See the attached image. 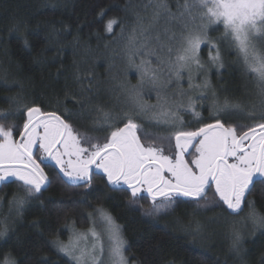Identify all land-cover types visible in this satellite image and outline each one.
<instances>
[{
    "label": "trees",
    "instance_id": "trees-1",
    "mask_svg": "<svg viewBox=\"0 0 264 264\" xmlns=\"http://www.w3.org/2000/svg\"><path fill=\"white\" fill-rule=\"evenodd\" d=\"M173 1L169 0L171 6ZM144 3L146 0H0V113L8 117L0 122L22 125L25 114L12 109L17 103L35 104L56 111L76 131L102 141L106 135L102 123L93 124L103 120L97 106L114 116L122 115L128 89L140 87V73L129 65L127 49L137 14L151 15ZM110 20L116 23L109 33L106 25ZM190 27L194 29V24ZM174 28L182 31L179 22ZM215 34L210 35L211 40L223 41ZM239 56L234 46L224 52L221 72L211 74L212 87L194 92L195 108L203 109L208 103L203 97L213 93L220 100L230 96L235 102L247 90L255 94L254 74ZM147 58L159 68L152 60L156 55ZM202 61L211 66L209 59ZM199 78L198 83L203 80ZM81 81L95 83L91 91H82ZM187 82L184 77L179 81L173 77L169 86L173 92L167 95L182 91ZM148 87L147 83L143 86L144 102L158 103L157 93H149ZM191 114V110L178 112L185 123ZM219 118L227 124H243L237 116ZM138 123L149 133L169 135L167 125L140 118ZM14 194H24L21 182L10 180L0 187V231L7 228L0 238V260L10 254L16 264H75L56 243H68L70 225L87 230L90 213L102 208L120 226L129 264H264V229L254 227L247 202L241 214L232 216L215 190L200 202L207 207L174 201L155 214H150L153 205L144 197L112 192L104 175L95 178L87 190L54 180L48 193L30 197L19 211L10 203ZM249 200L255 202L256 212L264 215V184H255ZM240 217L247 219L248 226L239 231L241 224L231 225L230 220ZM197 226L199 231H195ZM237 235L240 239L234 247Z\"/></svg>",
    "mask_w": 264,
    "mask_h": 264
},
{
    "label": "snow or ice",
    "instance_id": "snow-or-ice-1",
    "mask_svg": "<svg viewBox=\"0 0 264 264\" xmlns=\"http://www.w3.org/2000/svg\"><path fill=\"white\" fill-rule=\"evenodd\" d=\"M175 7L173 12L169 0H146L143 8L151 9V15L137 14L135 27L128 36L127 57L129 65L140 73V87L128 89L133 104L122 115L114 116L97 106L103 120H95L93 124L102 123L106 132L102 141L81 134L56 111L44 110L35 104L17 103L12 109L15 113L25 114L22 125L6 126L0 122V184L10 179L21 182L24 194H14L10 202L18 211L30 197L50 185L41 167L44 160L53 161L73 185L84 181L91 187L95 170L102 173L112 186L126 185L133 198L141 191L147 192L153 205L150 214L170 207L174 196L189 197L198 205L207 207L200 202L206 197L210 184L215 185L220 201L238 213L246 203V197L255 190V184H264V50L257 47V41H264V0H177ZM100 15L103 16V12ZM173 22L182 26L180 48L174 59L170 43L176 40ZM115 23L110 20L106 31L112 32ZM190 24H196V27L191 29ZM212 25L222 26L224 36L242 55L246 69L254 74L262 115L249 125L228 123L226 126L219 118L221 114L244 111V107L225 98L223 103L214 102L212 105L210 114L214 122L186 130L178 116L179 109L186 107L199 116L190 95L183 91L178 95H165L158 90L157 105L144 102L145 83L156 89H162L164 85L159 70L147 57L156 55V63L167 66L168 83L173 77L179 81L181 74L187 73L189 89H207L210 81L208 68L200 57L202 44L209 46V63L223 67L220 49L208 36ZM24 42L27 45L26 39ZM157 49H166L167 55L161 57ZM213 49L215 55L211 54ZM201 73L204 78L197 83L195 77ZM94 83L81 81V90L91 91ZM85 84L88 88L84 87ZM186 95L188 102L185 105L182 98ZM64 110L70 111L66 105ZM246 114L254 115V109ZM140 117L154 121L157 126H169V135L162 137L145 131L138 123ZM7 119V115L0 113V120ZM190 148L195 155L189 152ZM157 198H162L159 204ZM247 205L254 227L264 229V215L256 212L255 202L249 200ZM97 218L108 241V264H128L124 255L126 241L120 226L102 209L97 210ZM195 231H199L198 226ZM6 234L5 227L0 231V238ZM239 239L237 235L234 247ZM56 247L72 257L75 264H104L105 243L96 230L95 220L87 232L74 231L67 245L57 242ZM0 264L16 262L6 254Z\"/></svg>",
    "mask_w": 264,
    "mask_h": 264
},
{
    "label": "rangeland",
    "instance_id": "rangeland-1",
    "mask_svg": "<svg viewBox=\"0 0 264 264\" xmlns=\"http://www.w3.org/2000/svg\"><path fill=\"white\" fill-rule=\"evenodd\" d=\"M180 2H183V0L182 1L180 0ZM176 3H177V0L176 1H173V4L171 6L173 12L176 11V7H175ZM163 23L164 22L161 21V24H163ZM176 23L177 22H173V30L176 32V40L173 41V42H170L171 45H172V47H173V53H172V56L173 57L177 54V50L180 48L179 40H180L181 30L178 29V28H174V25L176 26ZM197 23H198V21H197ZM191 25H193V24H191ZM113 27H114V25H113ZM195 27H196V24H194V28ZM217 29H220V30L218 31ZM215 32L216 33H219L221 35L220 39L223 40V41H218L219 39H217V40L214 41L217 44V46L219 47L220 53H221V58L223 59L224 52L226 50L229 51L230 49L232 51L233 46H231V44L226 41V38L224 39V34L222 33L223 32V29H222V26L221 25H212V26L209 27V29H208V36H209L210 39H211V36L210 35H212V37H214L216 35ZM257 47L260 48L261 50H264V41H257ZM156 51L158 52V54L161 57H164V56L167 55V50L166 49H164L163 51H160L159 49H157ZM211 54L212 55H215V50L214 49L211 51ZM239 55H240L239 56L240 59H242V61H243L242 55L240 53H239ZM200 57H201V59H209V46L207 44H202L201 45ZM152 60L157 61V59H152ZM202 62L204 63V61H202ZM244 66H245V64H244ZM206 67L208 68V79L211 82V79H210L212 77L211 74L214 71L215 72H221V69L219 67L215 66V65H212V64H211V66H207L206 65ZM157 69L159 70V74L161 75L162 78L168 76L167 67L165 65H159V68H157ZM181 76L184 77L185 79H187V81H188L187 73H182ZM199 77H203V73H201L200 75H198V76L195 77V80H196L197 83H198V79H200ZM170 85H171V83H168L167 81H164V85H163V88L162 89H155V88H152L151 85H149L148 90H149V93H157V91L160 90L165 95H167L168 93H172L173 92L171 89H169V86ZM254 86L256 87L255 88V92H254L255 94L249 93L248 90H247L246 92L243 93V95H241V97H240L241 100L237 101L241 105H243L244 111L233 110V111H230V112H227V113H222L221 115H224V116L230 117V118L231 117H234V116L240 117L241 119L244 120V122H246V124H251V123H253L255 121H258L261 118V115H262V108H261V106L259 104V97L257 95L258 89H257V86H256V82H255ZM210 87H212L211 84H210ZM196 90H198V89H189L188 88V82H187L186 88L183 89L182 91L185 92V93H187L188 95H190L192 97L193 94H195L194 92H197ZM179 92H181V91H179ZM178 93L175 94V95H178ZM208 96L205 97V101H208V103L205 104L203 110H201V111L198 112L199 113V116L198 117L195 116V115L194 116H191V117H189L187 119V122L186 123L183 121V119L180 118L183 121V127L186 130L188 129V127H186V125L187 126H190V125H192L194 123L200 124V123H202L206 119H213L211 117V114H210L213 103L214 102L223 103V101H224V100H220L218 98V96H217L216 93H215V95L211 94V95H208ZM130 98L131 97L127 96L125 98V100L122 102V103H125L124 106L122 105L124 111H127L128 109H130L132 107L131 106L132 99H130ZM182 99H183V101H184V103L186 105V101L188 99V96L186 95ZM227 99L230 100V101H233L230 96H228ZM233 102H235V101H233ZM151 103H155V101H151ZM157 104L158 103H156V104H148V105H157ZM100 108H102V107L100 106ZM250 109H254V115L249 116V115L246 114V112L248 110H250ZM103 110L106 112V110L104 108H103ZM186 110H189V109H187L186 107H182V108L179 109L178 112H180V111H186ZM100 114L102 115L101 112H100ZM140 119H142L146 123H151V120L148 119V118L140 117ZM99 209H102V208H98V209L94 210L92 213H90L91 214L90 223H89L90 226H89V228H87V230L90 229L91 227H93V220H95L96 230L101 233V235H102V237L104 239V243H105V253H104V256L102 257V259L104 261V264H108V252H107V244H108V241H107L106 235L103 233V225L101 224V222L97 218V210H99ZM102 210L104 212H106L104 209H102ZM230 221H231V225H233V224L234 225H240L241 224V226L239 227V231L240 230H245L247 228V226H248V224L246 222L247 221L246 218H241V217L240 218H233ZM67 230L70 233V237L73 235V232L74 231L75 232H87V230L77 229L73 225H70ZM62 243L65 244V245H67L69 243V241H68V243L67 242H62ZM81 243L83 244V241H81ZM62 253L65 256H67L64 252H62ZM67 257H69V258L72 259V257H70V256H67ZM128 264H129V261H128Z\"/></svg>",
    "mask_w": 264,
    "mask_h": 264
},
{
    "label": "flooded vegetation",
    "instance_id": "flooded-vegetation-1",
    "mask_svg": "<svg viewBox=\"0 0 264 264\" xmlns=\"http://www.w3.org/2000/svg\"><path fill=\"white\" fill-rule=\"evenodd\" d=\"M204 99L203 100H205V97H203ZM195 110H196V112H199V111H201V110H203L202 109V107H200L199 105L195 108ZM192 116H194V114H193V112H192ZM25 119H26V116H24V119H23V122L25 121ZM186 120H187V118H186ZM238 121L239 122H241V123H243V124H246V122H244V120L243 119H241L240 117L238 118ZM23 122H22V124H23ZM208 122H214V120L213 119H206V120H204L202 123H200V124H198V123H194V124H192V125H190L191 127L192 126H194V127H199V126H202L203 125V123H208ZM221 122H224L223 120H221ZM225 124H226V126H227V123L226 122H224ZM232 124V123H231ZM248 125V124H247ZM190 127V128H191ZM189 128V129H190ZM196 128H193L192 127V129H190V130H195ZM17 138H18V136H17ZM189 152L190 153H192L193 155H195V153H194V150L192 149V148H190L189 149ZM35 154V153H34ZM189 157H187L186 156V159H188ZM41 167L44 169V172H45V174L48 176V178H49V181L51 182L50 183V185H47L45 188H43L42 190H41V192L40 193H42V194H46V193H48L49 191H50V188H51V186H52V184H53V181L54 180H57V179H60L61 181H63L64 183H66L67 185H69V186H71L72 188H83L84 190H87V189H89V188H91V187H88L86 184H81V183H85L84 181H81L78 185H70L69 183H67L64 179H63V177H62V175H61V173H60V171H59V168L55 165V163L53 162V161H51V160H44L42 163H41ZM102 173H99V172H97V171H95L94 173H93V176H92V179H91V185L93 184V182H94V180H95V178H99V177H101L102 178ZM104 179V178H103ZM106 184H107V187L112 191V192H114V193H118V194H128V195H130V190L128 189V188H125V187H127L126 185H123V184H121V185H119V186H112V187H110L109 185L110 184H108L107 183V181H106ZM2 186V184H0V187ZM214 190H215V185L213 184L212 186H211V188L209 189V192L206 194V197L205 198H207L208 197V195L211 193V191H213L214 192ZM131 196V195H130ZM137 196H139V197H144L145 199H147L151 204H152V200H151V197H150V195L147 193V192H145V191H141ZM204 198V199H205ZM248 198H249V196L246 198V202H247V200H248ZM161 199L162 198H157V201H156V203H160L161 202ZM173 200L174 201H176V202H178V201H182V202H184V201H186V202H197V201H195V200H193V199H191V198H189V197H181V196H174L173 197ZM224 206H225V208L227 209V211L229 212V214H231L232 216H238L239 214H241L242 212H243V210L245 209V206H246V203L244 204V205H242V207H243V210L239 213V214H235L236 212H231L228 208H227V206L225 205V204H223Z\"/></svg>",
    "mask_w": 264,
    "mask_h": 264
},
{
    "label": "water",
    "instance_id": "water-1",
    "mask_svg": "<svg viewBox=\"0 0 264 264\" xmlns=\"http://www.w3.org/2000/svg\"><path fill=\"white\" fill-rule=\"evenodd\" d=\"M139 134V133H138ZM95 172V170L93 171V173ZM61 175H62V177H63V179L67 182V183H69L70 185H73V184H71V182H69L68 181V179H67V177H64L63 176V174L61 173ZM92 176H93V174H92ZM81 184H86V183H81ZM213 184H210V186H209V188L208 189H206V194L209 192V189L211 188V186H212ZM75 186V185H74ZM110 187H112V185H109ZM125 188H127V187H125ZM247 198V197H246ZM230 210V209H229ZM242 210H243V207H242ZM241 210V211H242ZM231 212H232V210H230ZM240 211V212H241ZM240 212H238V213H235V214H239Z\"/></svg>",
    "mask_w": 264,
    "mask_h": 264
}]
</instances>
